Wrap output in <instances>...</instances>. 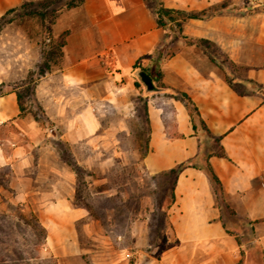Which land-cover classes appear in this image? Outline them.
I'll return each mask as SVG.
<instances>
[{"label": "crops", "instance_id": "0c3cea01", "mask_svg": "<svg viewBox=\"0 0 264 264\" xmlns=\"http://www.w3.org/2000/svg\"><path fill=\"white\" fill-rule=\"evenodd\" d=\"M24 1L0 0V18ZM227 1L225 11L214 9ZM165 6L186 13L212 8L215 14L162 27L148 0H84L75 10H83L85 21L76 30L59 29L64 56L37 81L33 108L40 109L24 103L21 109L23 87L0 72V200L35 215L55 258L82 255L81 236L94 232L87 209L75 205L78 179L64 162L62 133L67 129L71 144L93 143L100 128L93 106L140 109L120 106L114 92L123 101L127 91L144 92L145 171L157 176L185 162L199 166L176 179L167 213L172 245L159 264H264V5L170 0ZM102 68L110 71L104 77L97 72ZM141 70L156 78L161 73L154 81L161 91L149 92L137 75ZM183 94L204 125L194 127ZM207 159L222 183V202L204 171ZM95 257L111 263L107 255Z\"/></svg>", "mask_w": 264, "mask_h": 264}, {"label": "rangeland", "instance_id": "374dc122", "mask_svg": "<svg viewBox=\"0 0 264 264\" xmlns=\"http://www.w3.org/2000/svg\"><path fill=\"white\" fill-rule=\"evenodd\" d=\"M78 1L25 0L16 11L0 18V72L6 73L9 79L14 77L15 87H23L19 93L29 109H40L33 108L37 104L34 97L37 81L64 56L62 51L66 42L59 29L76 30L79 23L85 21L83 10L68 8L69 3ZM148 1L152 8H158L166 7L170 0ZM252 1L264 5V0ZM229 3L214 9L224 10ZM97 72L102 76L110 71L102 68ZM102 77L97 85L104 96ZM136 83H141L140 79ZM117 95L118 91H115V102L120 106L135 104L140 109H101L100 105L98 109L93 106V123L100 127L94 131L93 143L82 139L71 144L66 136L67 129L64 128L66 133H62L64 162L76 172L77 179L80 177L88 186L86 198L95 210L94 215L88 211L94 237L81 236L82 255L59 260L49 252L46 243L39 247L28 243L29 231L24 228L15 227L17 232L11 233L7 226L12 223L8 218H2L5 230L13 237L12 244L29 252L32 247L35 249L30 254L36 258L28 264H102L100 256L104 255L111 258L110 264H159L166 248L172 245L167 208L173 178L150 176L143 165L149 134L144 92L138 97L127 91L124 101L121 94L120 98ZM98 99L99 103L104 101ZM105 133L109 135L108 141L101 140ZM4 215L22 223L20 215L30 217L33 214L26 213L9 200H0V216Z\"/></svg>", "mask_w": 264, "mask_h": 264}, {"label": "trees", "instance_id": "16d2710c", "mask_svg": "<svg viewBox=\"0 0 264 264\" xmlns=\"http://www.w3.org/2000/svg\"><path fill=\"white\" fill-rule=\"evenodd\" d=\"M83 1L84 0H79L78 2H71L68 4V8L70 9L77 8L83 4ZM24 6L25 5H23L22 7ZM16 9L17 8L11 9L6 15L13 13L14 11H16ZM157 11H158L157 12V23L159 26H162V27H165L167 24H172L173 22H176L177 20H180L181 18L186 17V16L191 19H200V18L208 17L210 15L215 14L212 8L206 11H201V12L186 13L181 10H177V9L172 10L171 8L160 6L157 8ZM146 72L152 76L154 81H158V79L161 77L160 72H158L157 78L155 76L156 74L150 73L148 71ZM157 91H161V89L156 87L152 92H157ZM149 92L151 91L149 90ZM181 96H182V100L185 102V105L190 111L189 113L193 120L194 127L196 128V125L198 123L204 125V122L201 119V115L199 113L200 111L197 109L193 101L185 94ZM18 101H19L20 108L25 109L23 106V97L20 94H19ZM147 124L149 125L148 118H147ZM148 142H149V134H148L147 142L145 146V154L148 151ZM223 154L224 152L221 150V152H219V155L222 156ZM187 167L199 168L198 164L195 162H185L179 165L177 168L171 170L169 173L167 172V173L157 175V176H161V177L163 176L166 178H169V177L173 178V187H172V192L169 195L170 203L168 204L167 210L170 208L171 204L175 200L174 188H175L176 179L178 175ZM204 171L209 176V178H211V181L215 187V192L217 194L219 202H222L223 191H224L223 186L220 181V178L217 177L213 168L209 164L208 159L204 161ZM78 181L79 183L77 185V192L75 194V205L84 207L85 209H87V211L91 212V214L94 215L95 210L91 207V204L88 202L87 200L88 197L86 198V196L89 194V191H87V187H88L87 183L83 181L82 179H80V177ZM2 218H8L9 221L12 223L10 224V226H7V227L9 231H11V233L13 232V234L17 232V231H14L15 227L24 228V230L29 231L28 243L30 244L32 243L34 247H39L45 244V241H46L45 239L47 236L46 229L38 222V219L35 217V215H31L30 217L29 216L22 217L20 215V218L23 219L21 221L22 223L20 222L18 223L12 217H7V215H4L3 217L0 216V264H28V262L36 258L33 254H30V252L35 249H33L32 247L31 251L29 252V251H26L25 249L21 250L18 246H16L15 244H12L13 237L10 236V233H7V230H5L6 226L5 224L2 223ZM32 239H35V240H32Z\"/></svg>", "mask_w": 264, "mask_h": 264}, {"label": "water", "instance_id": "95a60500", "mask_svg": "<svg viewBox=\"0 0 264 264\" xmlns=\"http://www.w3.org/2000/svg\"><path fill=\"white\" fill-rule=\"evenodd\" d=\"M138 75H139V78L141 79L142 83L146 86V88L148 90L153 91L156 88L154 80L149 73H147L144 70H141V71H139Z\"/></svg>", "mask_w": 264, "mask_h": 264}]
</instances>
